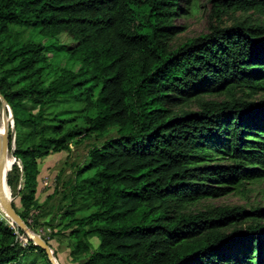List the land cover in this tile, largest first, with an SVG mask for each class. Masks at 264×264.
<instances>
[{
    "label": "trees",
    "instance_id": "trees-1",
    "mask_svg": "<svg viewBox=\"0 0 264 264\" xmlns=\"http://www.w3.org/2000/svg\"><path fill=\"white\" fill-rule=\"evenodd\" d=\"M182 1L0 0V92L20 164L7 184L20 182L15 209L31 229L37 159L105 136L71 189L90 211L62 214L71 255L88 253L75 264H264V205L198 207L264 178V23L221 24L229 10L264 12V0H210L216 21L171 47ZM0 264L51 263L0 214Z\"/></svg>",
    "mask_w": 264,
    "mask_h": 264
},
{
    "label": "rangeland",
    "instance_id": "rangeland-1",
    "mask_svg": "<svg viewBox=\"0 0 264 264\" xmlns=\"http://www.w3.org/2000/svg\"><path fill=\"white\" fill-rule=\"evenodd\" d=\"M181 5L184 10L187 8L189 13L175 16L173 23L182 26V28L170 40L171 47L179 45L187 38L206 32L209 23L215 22L217 18L215 7L210 0H185L181 2ZM246 14H250L251 17L257 18L258 21L264 23V12L251 10L248 13H241L239 10H229L222 14L221 24H230L239 16ZM61 38L69 40L65 37ZM51 60L63 66H68L72 63L66 55L51 57ZM181 107L182 109L192 110L197 108V104L191 101ZM0 125L2 126L1 101ZM13 125L12 118L9 120L8 125V132H11L9 149L15 148L16 145V130ZM113 133L111 131L107 135ZM104 137L92 133L88 137L72 140L67 149L53 151L37 159L38 186L36 187L35 201L26 216L30 225H32V230L48 240L54 257L59 264H75L88 256V253L71 255L70 252L74 247L75 239L69 236V232L75 225L69 226L67 224L69 217L64 218L62 214L65 210H72L75 216H82L90 211V201L82 199L80 194H76L78 202L75 205L71 203L73 194L71 189L76 181V170L85 162L88 149L92 144L100 143ZM14 163L20 165L18 161H14L12 165ZM12 165L8 172L12 169ZM90 173L87 172L84 176H89ZM19 187L20 182H17L14 189L9 186L10 199L18 211H23L20 195L17 193ZM245 188L246 191L243 193L228 194L218 198H201L198 207L202 208L214 204L242 205L247 208L264 205V178L245 184ZM0 214L6 216L1 207ZM88 240L90 242V250L95 249L99 242L98 237L90 235Z\"/></svg>",
    "mask_w": 264,
    "mask_h": 264
},
{
    "label": "water",
    "instance_id": "water-1",
    "mask_svg": "<svg viewBox=\"0 0 264 264\" xmlns=\"http://www.w3.org/2000/svg\"><path fill=\"white\" fill-rule=\"evenodd\" d=\"M0 101L2 104V128H0V207L4 211L6 217H8L18 229H21L28 239L45 251L51 264H59L54 257L49 243L26 224L13 206L12 200L5 194L4 185L7 184V172L12 163L17 161V157L13 149H9L8 125L9 120L12 119V113L1 92ZM10 159L12 162H9Z\"/></svg>",
    "mask_w": 264,
    "mask_h": 264
},
{
    "label": "bare ground",
    "instance_id": "bare-ground-1",
    "mask_svg": "<svg viewBox=\"0 0 264 264\" xmlns=\"http://www.w3.org/2000/svg\"><path fill=\"white\" fill-rule=\"evenodd\" d=\"M0 128H2L1 125H0ZM9 162H12V160L10 159ZM4 190H5V194L7 195V197L10 198V189H9V186L7 184L4 185Z\"/></svg>",
    "mask_w": 264,
    "mask_h": 264
},
{
    "label": "crops",
    "instance_id": "crops-1",
    "mask_svg": "<svg viewBox=\"0 0 264 264\" xmlns=\"http://www.w3.org/2000/svg\"><path fill=\"white\" fill-rule=\"evenodd\" d=\"M38 186V185H37Z\"/></svg>",
    "mask_w": 264,
    "mask_h": 264
}]
</instances>
